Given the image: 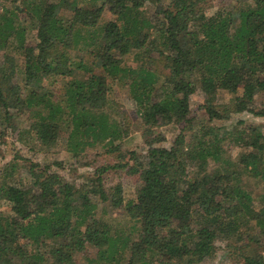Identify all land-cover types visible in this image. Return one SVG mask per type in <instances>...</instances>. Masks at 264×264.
Returning a JSON list of instances; mask_svg holds the SVG:
<instances>
[{"label":"trees","instance_id":"obj_1","mask_svg":"<svg viewBox=\"0 0 264 264\" xmlns=\"http://www.w3.org/2000/svg\"><path fill=\"white\" fill-rule=\"evenodd\" d=\"M145 1L109 0L114 18L101 24L105 0H0V120L17 142L50 149L64 133L72 154L101 148L121 159L128 130L108 101L117 84L143 136L178 127L170 146L147 141L140 161L133 154L119 163L139 181L135 199L124 203L119 183L106 189L92 173L76 189L53 163L31 162L30 182L14 180V155L0 168V264H197L217 238H246L243 261L264 264L251 245L264 246V189L248 185L264 187V134L239 117L264 93V0H229L209 15L208 0H171L156 3L154 16ZM126 55L136 65L125 64ZM45 79L61 81L56 96L29 84ZM197 89L207 94L206 117L191 124ZM220 90L229 98L214 104ZM25 112L30 125L21 127ZM225 141L251 158L233 160ZM92 195L122 207V217L103 206L97 213Z\"/></svg>","mask_w":264,"mask_h":264},{"label":"rangeland","instance_id":"obj_2","mask_svg":"<svg viewBox=\"0 0 264 264\" xmlns=\"http://www.w3.org/2000/svg\"><path fill=\"white\" fill-rule=\"evenodd\" d=\"M109 0H105L103 12L101 14L99 23H103L109 19L114 18L112 10L110 9ZM171 0H148L143 3L144 11L148 16H154L155 4L159 3L162 6H166ZM229 0H208L207 14H212L218 7L226 4ZM67 12L66 14H68ZM70 14V13H69ZM23 15V14H22ZM34 30L29 29L27 32V44L33 45ZM155 60L160 59V56L155 51H151L149 54ZM3 51L0 50V65L3 64ZM123 62L129 65H136L132 55H126L123 57ZM21 77L17 76L13 79L15 84H22ZM48 80L36 82L32 80L29 82L38 89V91H44L48 86L53 95L56 96L61 86V81L57 79L53 82V85L48 84ZM43 86V87H42ZM237 93H241V87ZM207 94L200 89H197L189 97V115L194 118L191 124L200 119L206 117L204 107L207 105ZM229 93L225 90L217 91L211 96L214 104L227 101ZM109 104L111 105L112 112L116 114L120 119L123 127L128 130V134L124 137V141L120 142V151L123 157L121 159L116 158L113 154L102 153V149H91L81 154H72L65 147V134L60 133L57 137L55 146L50 149L39 148L40 146L34 143V146L30 144L24 145L17 140L15 136L10 132V128H7L5 122L0 120V168L13 160L14 155L17 156V169L14 173V180H20L22 183L27 184L30 182V176L28 175L29 164L38 163L44 165L47 163H53L51 170L57 171L64 180L73 182L76 189H78L79 183L82 179L92 173L100 174L103 177V184L106 189L119 183L121 185V195L123 203L127 200H134L136 197V189L139 181L134 175L126 174V167H119V163H131L132 155L138 157V161L142 159L148 143L153 142L154 145H160L168 147L171 145L172 140L178 133V127L173 123L156 126L153 128L154 132H148L146 136L141 134V122L139 116L135 112L134 104L128 98V93L124 87L117 84L113 86L112 92L109 94ZM249 109L241 113L239 117L243 119V125H254L258 127L264 134V93L259 92L254 96V99L249 104ZM15 111V110H14ZM22 117L21 122L18 125L21 127L30 125L28 123V113L20 114ZM236 117V116H235ZM227 123L229 121H226ZM217 123V122H216ZM156 136V138H155ZM224 147L226 149V155L233 160L239 162H247L251 158L250 150L243 149L242 147L232 145L230 142L225 141ZM60 162V164H59ZM94 175V174H93ZM248 185L254 188L256 193L262 192L264 187L256 181H249ZM92 200L97 201L98 208L97 213L101 211V207H105L107 215H116L117 218H121L123 208H111L108 201H102L96 196L92 195ZM2 209L6 212L5 203L1 204ZM112 209V210H111ZM243 241H228L227 239L217 238L214 241L212 251L209 256L203 259L197 264H247L240 256V250L244 248ZM253 251H259L263 255L264 246L251 244ZM95 251L88 249L86 254H94ZM76 262L80 263L82 260V254H77Z\"/></svg>","mask_w":264,"mask_h":264},{"label":"built area","instance_id":"obj_3","mask_svg":"<svg viewBox=\"0 0 264 264\" xmlns=\"http://www.w3.org/2000/svg\"><path fill=\"white\" fill-rule=\"evenodd\" d=\"M262 254H263V257H264V251H263V253H262Z\"/></svg>","mask_w":264,"mask_h":264}]
</instances>
